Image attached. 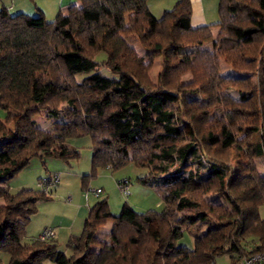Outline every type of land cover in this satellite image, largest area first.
<instances>
[{"label": "trees", "instance_id": "1", "mask_svg": "<svg viewBox=\"0 0 264 264\" xmlns=\"http://www.w3.org/2000/svg\"><path fill=\"white\" fill-rule=\"evenodd\" d=\"M149 2L79 0L53 20L0 9V107L7 112L0 119V264H215L222 254L236 264L264 251V174L254 162L264 156V0H220L218 21L197 27L191 0H178L160 18ZM158 55L154 85L145 57ZM222 59L233 72H223ZM186 100L202 110L193 119L208 123L191 127L193 136L173 108ZM41 114L52 129L38 123ZM80 136L93 142L86 177L133 162L144 169L139 181L160 192L164 210L139 212L127 202L114 214L100 198L83 231L67 241L70 254L54 237L24 241L38 203L53 190L14 193L9 181L34 157L78 158L73 140ZM212 147L236 150V165ZM186 230L192 247L178 242Z\"/></svg>", "mask_w": 264, "mask_h": 264}, {"label": "rangeland", "instance_id": "2", "mask_svg": "<svg viewBox=\"0 0 264 264\" xmlns=\"http://www.w3.org/2000/svg\"><path fill=\"white\" fill-rule=\"evenodd\" d=\"M166 1L168 0H159L158 2H154L151 7L154 14H156V16H159V18L162 16L165 10L173 8L177 2V0H169V4L161 9L162 6H164L162 5V2ZM218 19H216V21ZM213 34L215 37L217 36V33ZM127 38L131 42V44L135 46L138 54L144 56L146 52L145 47L140 44L136 36L130 35ZM205 46L212 47V43H207ZM104 55L105 52L101 51L98 54L97 58H103ZM145 58V62L149 66L146 76L149 82L154 85H158L159 74L162 70L163 64L162 56H155L153 62H149L150 59L147 56ZM221 63L223 66V72H233V70L230 69L231 66L225 63L224 59L221 60ZM98 68L105 74L110 73V70L102 64L98 65ZM241 74L244 75L243 73H240V75ZM191 77V74L186 75V79H189ZM254 79L256 78L253 76V81H255ZM233 94L236 97L238 96V93L236 91H233ZM186 102L188 103H185L184 101L179 105L176 104L173 108L175 109L179 117L183 119V121L188 124L190 123V125L185 128V131L187 132V135L193 136L191 127L192 129L198 130L201 129V127H206L208 123H206L204 119H200L197 121L194 120L192 115L195 113L197 116L201 113L202 110L195 108L193 103L187 100ZM42 113L44 114L45 112ZM6 116V110L0 107V119L4 120ZM37 119L40 125H43L48 129L53 128L52 121L49 120L46 116L41 114L37 117ZM190 136L186 137L189 139ZM75 139L76 140H73V142L75 141L73 145L78 147L80 150V156L78 158H72L67 161L61 158L34 157L27 167H25L9 181L10 191L14 193L19 192L23 188H33L34 190L44 188L51 189L50 185L47 186L44 181L48 179L49 175L52 174H60L62 177V185H60V187L58 186L59 189H63V186L65 185L68 186L65 191H61L58 189V192H51L52 199L40 201L38 203V212L33 215L32 220L27 226V232L26 236L24 237V241H29L34 237H38L47 227L54 228L55 225L60 226L68 222L72 211L64 203L76 204V201H73V198L75 197V194L78 195V193L83 190V179L87 180V185L89 184L88 188L103 189L102 196L100 197H96L94 194L84 189V193L87 196L94 195V198L92 199V205H94L100 198L106 197L108 199L111 211L114 214H119L123 208V205L127 202L139 212H146L149 210H164L165 203L160 192L156 188L145 186L139 181L138 177L141 175V173L144 172V169L136 166L133 162H130L116 170L102 168L98 170L96 175L86 177L85 174L90 173L92 170V138L90 136H80ZM211 149L214 156L218 157L219 159L226 160V162L229 164L236 165L239 158V154L236 150H224L217 147H212ZM240 159L245 162L247 161V159L244 160V158ZM254 162L258 168V172L264 174V156L255 157ZM64 173L69 174L67 176H64ZM126 180H129L130 183L127 191H124L120 187V182H124ZM69 196L71 197V200H68ZM206 197L211 201L216 200L217 202H225V200L221 196L215 197V195L213 196L212 194H207ZM260 212L262 217H264V204L261 206ZM43 224L50 225L43 226ZM110 228L111 227H109V224L106 223L100 228L99 235L104 236L109 232ZM81 232L82 231H80V233ZM178 242L180 244L192 247L194 244V239L190 231L186 230L183 237L180 238ZM59 245L60 248L67 254L71 253L67 248V243ZM2 258L6 262H8L9 255L3 253ZM214 261L215 264H231V258L228 254L217 255ZM45 264L56 263L52 260H47Z\"/></svg>", "mask_w": 264, "mask_h": 264}, {"label": "crops", "instance_id": "3", "mask_svg": "<svg viewBox=\"0 0 264 264\" xmlns=\"http://www.w3.org/2000/svg\"><path fill=\"white\" fill-rule=\"evenodd\" d=\"M158 1L159 0H150L149 5L151 11H152L151 7L153 3ZM191 2H192V16H191L192 26L197 27L204 24L214 23V21L216 22V19H218L219 17L218 9H219L220 0H191ZM73 3L78 4L79 0H0V9L6 8L12 14L18 12H26L32 15L38 14L41 11L46 16L47 19L53 20L60 12L66 13L68 6ZM168 4H169V0L166 2H162V5L164 6H162L161 9H163V7H166ZM152 13L155 17H159L156 16V14H154L153 11ZM218 31H219L218 27L213 29L214 33L218 34ZM68 174L69 173H64V176H67ZM61 179L62 177L60 178V182L57 185H55V187L51 188V190L58 192L59 189L58 186L60 187V185H62ZM67 187L68 186L65 185L63 186V189H59V190L65 191ZM82 189L83 190L80 191L78 195L75 194V197L73 196L74 197L73 201H76V204L64 203L72 211V214L68 222L60 226L55 225V227L53 228L55 231V236L53 239H55L59 244L67 243V241L72 235H78V233L80 234V231H83L85 219L92 206L93 203L92 199L94 198V195L87 196L84 193L83 186ZM37 212L38 210L36 211V213ZM107 224H109V227H112L111 222H108ZM47 225L50 224H43V226H47Z\"/></svg>", "mask_w": 264, "mask_h": 264}, {"label": "built area", "instance_id": "4", "mask_svg": "<svg viewBox=\"0 0 264 264\" xmlns=\"http://www.w3.org/2000/svg\"><path fill=\"white\" fill-rule=\"evenodd\" d=\"M60 181V175L56 174L50 180H45L44 183L49 186V185H55L59 183ZM120 187L124 190L127 191L129 188V185L127 183V180L124 182H120ZM88 191L94 194L95 196H100V189L98 188H88ZM68 200H71V197H68ZM55 235V231L53 228H45L43 232L40 234L41 239H50L53 238ZM236 264H264V251H256L254 253H251L249 255L240 257L238 262Z\"/></svg>", "mask_w": 264, "mask_h": 264}]
</instances>
